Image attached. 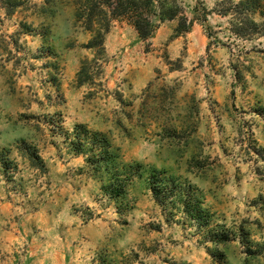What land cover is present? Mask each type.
I'll return each instance as SVG.
<instances>
[{
    "label": "clouds",
    "instance_id": "9594fccd",
    "mask_svg": "<svg viewBox=\"0 0 264 264\" xmlns=\"http://www.w3.org/2000/svg\"><path fill=\"white\" fill-rule=\"evenodd\" d=\"M0 264H264V0H0Z\"/></svg>",
    "mask_w": 264,
    "mask_h": 264
}]
</instances>
